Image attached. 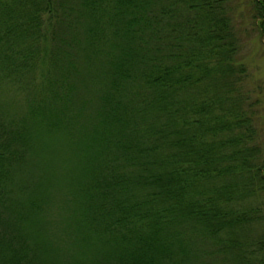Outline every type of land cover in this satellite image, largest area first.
<instances>
[{
    "label": "trees",
    "instance_id": "obj_1",
    "mask_svg": "<svg viewBox=\"0 0 264 264\" xmlns=\"http://www.w3.org/2000/svg\"><path fill=\"white\" fill-rule=\"evenodd\" d=\"M233 9L0 0L23 101L0 111V264H264V98Z\"/></svg>",
    "mask_w": 264,
    "mask_h": 264
},
{
    "label": "rangeland",
    "instance_id": "obj_2",
    "mask_svg": "<svg viewBox=\"0 0 264 264\" xmlns=\"http://www.w3.org/2000/svg\"><path fill=\"white\" fill-rule=\"evenodd\" d=\"M251 0H232L234 9L232 12L233 24L239 34V55L248 67V82L253 88L254 94L264 98V40L251 16ZM8 83L0 81V111L18 116L21 112L22 100L19 93L14 92ZM264 106V102H263ZM261 110V109H260ZM262 112V111H261ZM5 113V112H4ZM259 231H262L260 225ZM257 232V233H258ZM256 233V234H257Z\"/></svg>",
    "mask_w": 264,
    "mask_h": 264
}]
</instances>
